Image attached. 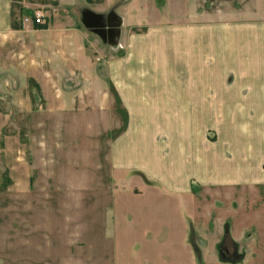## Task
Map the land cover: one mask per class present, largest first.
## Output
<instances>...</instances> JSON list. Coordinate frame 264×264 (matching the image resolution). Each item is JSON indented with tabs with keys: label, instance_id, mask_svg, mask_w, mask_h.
<instances>
[{
	"label": "crops",
	"instance_id": "1",
	"mask_svg": "<svg viewBox=\"0 0 264 264\" xmlns=\"http://www.w3.org/2000/svg\"><path fill=\"white\" fill-rule=\"evenodd\" d=\"M67 1L0 0V75L18 78L22 100L0 106V191H26L31 175L28 131L6 110L97 114L107 130L118 109L110 161L151 178L157 217L179 221V252L161 264H264V0H203L221 4L197 13L216 21L151 28L146 44L118 14L121 55L61 13Z\"/></svg>",
	"mask_w": 264,
	"mask_h": 264
},
{
	"label": "rangeland",
	"instance_id": "2",
	"mask_svg": "<svg viewBox=\"0 0 264 264\" xmlns=\"http://www.w3.org/2000/svg\"><path fill=\"white\" fill-rule=\"evenodd\" d=\"M220 5L203 0H68L60 11L124 14V35L134 33L146 44L151 28L216 21L222 14L197 13ZM97 74L104 78L103 66ZM8 77L0 75V92L9 94H0V106L22 101L18 78ZM112 110L107 130L97 114L6 110L7 120L28 131L22 156L31 175L26 191H0V264H161V256L179 252V221L169 225L157 217L164 214L157 206L165 201L151 194V178L110 161V144L120 132L115 126L125 119L117 114L120 110ZM4 185L7 181H1Z\"/></svg>",
	"mask_w": 264,
	"mask_h": 264
},
{
	"label": "water",
	"instance_id": "3",
	"mask_svg": "<svg viewBox=\"0 0 264 264\" xmlns=\"http://www.w3.org/2000/svg\"><path fill=\"white\" fill-rule=\"evenodd\" d=\"M81 24L98 37L103 44L116 48L121 33V17L113 10L95 13L86 8L81 9Z\"/></svg>",
	"mask_w": 264,
	"mask_h": 264
},
{
	"label": "built area",
	"instance_id": "4",
	"mask_svg": "<svg viewBox=\"0 0 264 264\" xmlns=\"http://www.w3.org/2000/svg\"><path fill=\"white\" fill-rule=\"evenodd\" d=\"M33 22L37 25H41L44 23L43 15L40 12H36L33 16Z\"/></svg>",
	"mask_w": 264,
	"mask_h": 264
}]
</instances>
